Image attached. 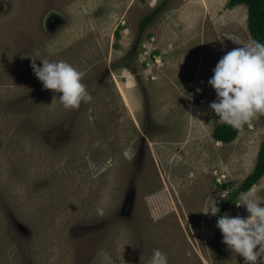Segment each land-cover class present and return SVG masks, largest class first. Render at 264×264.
Returning <instances> with one entry per match:
<instances>
[{"label":"rangeland","instance_id":"1","mask_svg":"<svg viewBox=\"0 0 264 264\" xmlns=\"http://www.w3.org/2000/svg\"><path fill=\"white\" fill-rule=\"evenodd\" d=\"M163 1L0 0V264H148L154 249L168 264H245L216 225L249 216L240 194L228 202L256 166L264 115L217 142L227 123L208 82L252 40L248 8L172 0L137 45ZM36 52L84 72L91 102L65 109Z\"/></svg>","mask_w":264,"mask_h":264},{"label":"clouds","instance_id":"2","mask_svg":"<svg viewBox=\"0 0 264 264\" xmlns=\"http://www.w3.org/2000/svg\"><path fill=\"white\" fill-rule=\"evenodd\" d=\"M226 37L235 42L232 37ZM39 56V52L29 56L33 72L45 90L61 94L59 102L65 109H78L82 103L91 102L92 96L82 82L84 72L62 59L49 61ZM37 59L42 61V67L37 66ZM213 73L208 83L215 89L217 100L209 107L219 122L239 127L257 115H264V44L251 40L233 48L219 60ZM56 101L54 96L49 107ZM262 190L264 182L240 194L236 206L246 208L247 218L224 214L216 225L228 250L243 257L245 264H258V261L264 264V198L258 195ZM218 196L227 199V190ZM209 199L213 204L204 214L216 216L220 212L217 201L212 196ZM148 264H168L167 255L154 249Z\"/></svg>","mask_w":264,"mask_h":264},{"label":"trees","instance_id":"3","mask_svg":"<svg viewBox=\"0 0 264 264\" xmlns=\"http://www.w3.org/2000/svg\"><path fill=\"white\" fill-rule=\"evenodd\" d=\"M172 0H164L163 3L154 10L150 15L142 19L139 25L137 45L142 35L149 27L152 20L163 11ZM245 5L248 8V30L252 40H256L264 44V0H229L227 6L235 8ZM238 135L235 127L229 124L219 125L213 132V137L217 142L230 143ZM264 177V140L258 153L257 163L253 172L244 180L239 188L231 195L228 203L236 202V196L243 192H247L253 185Z\"/></svg>","mask_w":264,"mask_h":264}]
</instances>
